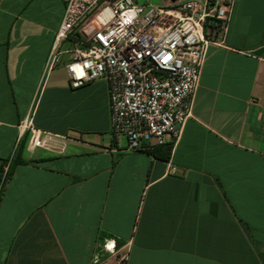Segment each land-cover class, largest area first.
Returning <instances> with one entry per match:
<instances>
[{"label": "crops", "instance_id": "crops-1", "mask_svg": "<svg viewBox=\"0 0 264 264\" xmlns=\"http://www.w3.org/2000/svg\"><path fill=\"white\" fill-rule=\"evenodd\" d=\"M64 11L63 0H0V172L13 156L0 264H90L104 239L126 264H264V0H235L180 140L161 147L168 160L122 151L108 82L72 89L63 66L34 114L63 148L29 151L27 136L17 147Z\"/></svg>", "mask_w": 264, "mask_h": 264}, {"label": "built area", "instance_id": "built-area-1", "mask_svg": "<svg viewBox=\"0 0 264 264\" xmlns=\"http://www.w3.org/2000/svg\"><path fill=\"white\" fill-rule=\"evenodd\" d=\"M60 28L43 66L17 147L63 148L64 136L41 131L34 114L51 75L64 67L72 89L105 79L111 125L124 152L176 144L192 116L195 89L210 45H224L235 0H63ZM111 18L90 36L80 31L104 11ZM79 35V37L77 36ZM74 38L72 47L66 42ZM13 156L0 172V198ZM169 173L176 175L174 168ZM113 245L108 247V245ZM113 240L96 244L90 264H126Z\"/></svg>", "mask_w": 264, "mask_h": 264}, {"label": "rangeland", "instance_id": "rangeland-1", "mask_svg": "<svg viewBox=\"0 0 264 264\" xmlns=\"http://www.w3.org/2000/svg\"><path fill=\"white\" fill-rule=\"evenodd\" d=\"M111 18L110 11L106 10L96 17L87 27L86 33L90 36L93 32L101 28Z\"/></svg>", "mask_w": 264, "mask_h": 264}, {"label": "trees", "instance_id": "trees-1", "mask_svg": "<svg viewBox=\"0 0 264 264\" xmlns=\"http://www.w3.org/2000/svg\"><path fill=\"white\" fill-rule=\"evenodd\" d=\"M77 36L79 37L78 34H77ZM161 147H163V146H157L153 151H151V153H152L154 156H156V157L159 156V157L162 158V159L168 160L169 157H170V153H169L168 151H165V152H164V151L161 149ZM160 151H163L164 153L160 155Z\"/></svg>", "mask_w": 264, "mask_h": 264}, {"label": "snow or ice", "instance_id": "snow-or-ice-1", "mask_svg": "<svg viewBox=\"0 0 264 264\" xmlns=\"http://www.w3.org/2000/svg\"><path fill=\"white\" fill-rule=\"evenodd\" d=\"M113 245L109 244L108 247H112Z\"/></svg>", "mask_w": 264, "mask_h": 264}]
</instances>
